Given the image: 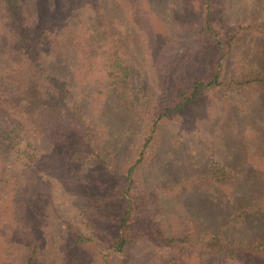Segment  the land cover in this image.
I'll use <instances>...</instances> for the list:
<instances>
[{
  "label": "rangeland",
  "instance_id": "obj_1",
  "mask_svg": "<svg viewBox=\"0 0 264 264\" xmlns=\"http://www.w3.org/2000/svg\"><path fill=\"white\" fill-rule=\"evenodd\" d=\"M23 1L34 16L64 12L61 0ZM102 4L123 46L114 52L105 35L102 59L109 66L126 64L133 93L142 86L165 98L174 85L215 71L220 83L163 122L152 156L136 165L147 194L126 222L128 241L119 251L113 243L129 187L124 171L138 158L144 119L120 109L116 97L125 93L106 78L92 75L79 83L89 109L102 113L108 127L106 163L66 159L51 170L38 165L31 172L36 185L25 197L31 217L15 229L0 221V264H25L32 240V264H264V254H198L167 241L188 220L237 240L264 238V210L235 220L243 204L264 206V0ZM88 17V10L69 15L78 26ZM228 217L234 222L228 224ZM74 232L87 238L84 247L73 242Z\"/></svg>",
  "mask_w": 264,
  "mask_h": 264
},
{
  "label": "trees",
  "instance_id": "obj_2",
  "mask_svg": "<svg viewBox=\"0 0 264 264\" xmlns=\"http://www.w3.org/2000/svg\"><path fill=\"white\" fill-rule=\"evenodd\" d=\"M60 5L64 8L61 15L47 10L34 16L23 0H0V221L15 229L18 223L23 224L26 215L31 217L25 197L30 186L36 185L31 172L38 171V165L51 170L66 159L106 163L103 153L108 127L102 113L89 109L79 85L97 75L126 94L116 97L121 110L138 120L142 114L140 122H145L138 158L124 171V182L129 187L123 190L125 208L118 217L119 232L113 243L119 251L128 241L124 234L126 222L136 217L147 194L136 174V165L145 160L146 154L152 156L161 137V124L201 90L215 89L220 83L219 73L215 71L212 77L198 78L188 85L176 84L165 98L142 86L133 93L125 80L126 64L112 61L109 66L102 59L99 42L105 35L114 52L123 48L121 39L108 26L102 0H61ZM80 10H88L91 17L78 26L69 15ZM2 50L9 53V58H4ZM146 121L152 123L148 129ZM263 210L260 202L243 204L235 220ZM32 213L37 216L36 211ZM227 219L228 224L234 222ZM86 241L79 232L73 233L75 244L84 247ZM167 241L198 254L232 258L264 254V238H229L221 229H200L193 220ZM30 243L25 264H32L37 252L36 242Z\"/></svg>",
  "mask_w": 264,
  "mask_h": 264
}]
</instances>
